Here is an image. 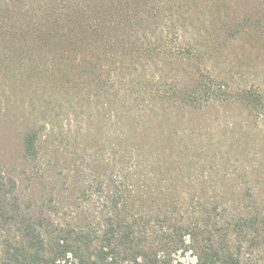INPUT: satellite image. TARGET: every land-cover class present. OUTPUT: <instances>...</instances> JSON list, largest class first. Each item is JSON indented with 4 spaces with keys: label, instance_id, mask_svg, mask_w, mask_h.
<instances>
[{
    "label": "rangeland",
    "instance_id": "rangeland-1",
    "mask_svg": "<svg viewBox=\"0 0 264 264\" xmlns=\"http://www.w3.org/2000/svg\"><path fill=\"white\" fill-rule=\"evenodd\" d=\"M157 1L0 0V264L33 230L49 253L70 241L94 264L104 248L100 264H195L214 236L264 264V106L247 99L264 94V0H169L172 21ZM195 80L221 102L185 104ZM135 118L146 138L129 142ZM115 180L161 189L147 216L167 210L174 227L113 235ZM241 217L259 229L224 241Z\"/></svg>",
    "mask_w": 264,
    "mask_h": 264
},
{
    "label": "trees",
    "instance_id": "trees-1",
    "mask_svg": "<svg viewBox=\"0 0 264 264\" xmlns=\"http://www.w3.org/2000/svg\"><path fill=\"white\" fill-rule=\"evenodd\" d=\"M163 1H157L158 8L163 4ZM177 2H169L166 1V5L169 4L171 6L172 16L166 18L167 21L170 19L172 21L175 19L173 15L177 17L180 15V12H177L175 8ZM81 12L83 9L78 8ZM116 9L115 3H110L106 8H103V12L105 15V19L107 23H113L116 18ZM163 11L160 9V13ZM83 13V12H82ZM165 14V13H164ZM79 15V14H78ZM77 15V16H78ZM110 15V16H109ZM166 16V15H165ZM92 19V16L90 17ZM183 19V18H182ZM187 18H184V20ZM142 23L146 22L143 18L141 19ZM97 34V31H95ZM99 33V32H98ZM42 35H46V33H42ZM39 36L37 39H40ZM47 37V36H46ZM62 40V38H61ZM172 41V40H171ZM177 44H180L181 38L177 39ZM179 41V42H178ZM210 81V80H209ZM221 88H218L215 81L203 82V80H195L192 85L186 89L184 93V101L185 104L192 105V103L198 102L200 98L198 95H201L203 98V102L207 105L216 104L221 102ZM247 99L249 102L253 103L256 108L264 106V94L254 91L250 92L247 95ZM194 101V102H193ZM120 110L127 109V106H118ZM136 123V118L133 120L132 124L129 125L132 129L129 130L128 141H136L138 137H141L145 140L146 135H144L143 128H141ZM120 139V137H119ZM122 142V140H120ZM32 147L35 148V144H32ZM174 162V161H173ZM171 162V163H173ZM138 165L136 169L137 172L143 176H146L142 172L144 169L141 166L144 164L143 159H136L134 162ZM142 176H140L141 178ZM147 177V176H146ZM159 178V182H162V178ZM114 187L116 189V204L114 206L116 219L111 220L109 224V231L116 236H124L125 238H130L131 236L136 234V228L140 227V235L138 236L141 240L149 239V232H152V229H156L159 232L167 230L168 226L172 225L174 227V218H170V213L167 210L162 208L158 209L157 215L147 216L150 212H148L147 204L148 202L158 201L160 198L157 196L159 192L162 195L164 192L158 188L144 187L143 192L134 189L125 188L124 184H121L119 181H114ZM142 188H140L141 190ZM171 196V195H168ZM217 210L220 209L219 205L214 206ZM152 213V212H151ZM225 218V216L221 215L220 219ZM220 222V221H219ZM161 223V224H159ZM221 224V222H220ZM253 224V225H252ZM252 225V226H251ZM228 229L225 227V231H222L224 241L231 235L233 232L236 233L237 243L241 244L242 239L244 237H248V232L251 229L258 230V222L252 223L248 218L241 217L239 219L231 220L227 223ZM174 231V229H173ZM225 233V234H224ZM85 234L81 233V239ZM251 235V234H250ZM29 247L27 246H19L18 248H12L10 251V259L5 264H94L95 261L92 260V255L82 248H76V244L70 241H65L57 248L54 249L53 252L49 253V244L48 240L45 238L44 234L41 232L33 230L31 237L29 238ZM234 241V240H233ZM233 244V242H230ZM230 243H221L215 239H210V244L207 248H204L202 252L196 254L195 264H244L243 258L241 254L238 252L231 250L229 248ZM104 248L98 256V264L106 263L108 260V255L105 252ZM168 257V256H166ZM132 264H165L163 260L159 258H155L153 260L146 258H135ZM180 264H183L180 262Z\"/></svg>",
    "mask_w": 264,
    "mask_h": 264
}]
</instances>
